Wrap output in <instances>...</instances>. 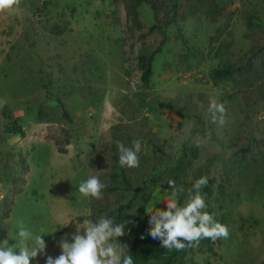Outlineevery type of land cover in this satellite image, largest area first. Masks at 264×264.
Returning <instances> with one entry per match:
<instances>
[{
    "label": "rangeland",
    "instance_id": "1",
    "mask_svg": "<svg viewBox=\"0 0 264 264\" xmlns=\"http://www.w3.org/2000/svg\"><path fill=\"white\" fill-rule=\"evenodd\" d=\"M224 2L216 23L199 16L181 25L205 54L197 68L183 61L177 28L166 29L148 88L136 69L140 33L121 1L113 6L110 0H19L14 10L0 12V205L11 203L4 221L10 245L18 239L20 220L33 233L51 237L31 264L58 257L59 242H71L76 225L111 219V210L124 201L119 194L84 198L77 189L92 175L109 186L117 142L131 147L133 140L141 150L139 166L126 167L131 183L152 186L153 179H163L148 211L166 210L167 171L196 151L189 187L208 178L211 196L205 202L224 217L228 236L214 245L216 255H194L195 264L264 260V101L247 107L233 87L208 77L217 65L211 38L215 48L230 44L225 59L231 61L264 46V0ZM140 15L146 32L152 12L142 6ZM160 39L157 33L145 38L150 49ZM212 98L225 107L223 124L212 122ZM158 102L175 109H159ZM9 115L22 125L23 137L6 133Z\"/></svg>",
    "mask_w": 264,
    "mask_h": 264
},
{
    "label": "trees",
    "instance_id": "2",
    "mask_svg": "<svg viewBox=\"0 0 264 264\" xmlns=\"http://www.w3.org/2000/svg\"><path fill=\"white\" fill-rule=\"evenodd\" d=\"M121 1L123 3L127 20L133 29L140 33L141 49L136 57V69L140 73V82L143 87L148 88L154 75V62L162 47L166 42V29L170 26L177 28V39L183 49L181 55L183 61L198 67L206 60L202 49L191 44L189 39L183 34L181 25L189 20L203 16L210 22L216 23L225 12L227 3L224 0H110V4L116 6ZM232 2V0H230ZM148 6L152 12L153 24L146 32L141 20L140 8ZM253 16L247 19V25L255 26ZM159 34L161 39L155 48H149L145 38L151 34ZM211 60L216 61L217 65L210 68L208 77L215 84L224 83L233 87L243 99L245 106L249 107L257 102L264 101V46H257L242 55L237 61L225 59L230 44H219L217 48L211 44ZM229 99V96H225ZM157 108L162 110L174 111V106L167 102H158ZM41 107L37 110V117L41 119ZM6 126V133L24 136L25 132L18 119H13L9 115ZM196 158V151L192 152V159L185 155L180 157L172 165L165 175V187H169L168 181H174L177 188H183L184 192L177 197L179 204H183L190 189L188 183V172ZM113 171L110 174L109 186H104L103 194H119L123 202L119 203L110 212V217L114 223H125V235L119 238L121 244H127L133 256L134 264H195L193 257L196 254H206V257L216 255L213 247L220 242L223 237L212 240L210 238L200 239L198 245L186 246L183 250H168L161 247L160 242L151 239L147 234L148 224V204L154 188L159 184V180L153 179L152 186L142 182L134 186L126 174V167H120L119 155L113 154ZM207 183L202 195L204 199L211 196V189ZM223 187H221L222 192ZM207 211L213 219L224 225V217L215 216L214 210L209 203L205 202ZM11 203L4 201L0 205V243L7 238V231L4 228V221L10 213ZM143 237V238H142ZM51 237H44L48 241ZM208 261V260H207ZM259 264H264V260Z\"/></svg>",
    "mask_w": 264,
    "mask_h": 264
},
{
    "label": "clouds",
    "instance_id": "3",
    "mask_svg": "<svg viewBox=\"0 0 264 264\" xmlns=\"http://www.w3.org/2000/svg\"><path fill=\"white\" fill-rule=\"evenodd\" d=\"M19 0H0V12H8L17 8ZM209 112L212 122L224 123L225 107L210 99ZM120 167L135 168L139 166L138 153L141 142L133 140L131 147L117 142ZM208 183L207 177L195 180L192 188L187 190L183 204L177 197L184 192L177 188L174 181H168L171 198L167 199L166 210L153 207L148 214V236L159 241L161 247L168 250H183L186 246L198 245L200 239L216 240L227 237L225 225L215 221L213 216L204 211L206 208L201 188ZM104 184L98 176L92 175L78 186L79 194L84 198H102ZM64 219V217H60ZM125 223H114L110 218L101 217L97 221L85 220L76 232L68 239H61L58 257L48 256L45 264H134L128 245L121 244L119 238L125 235ZM18 239L10 245L8 239L0 243V264H31V261L43 253L46 248L44 236L28 229L22 220L15 224ZM45 230L40 229L43 233ZM143 238V237H142Z\"/></svg>",
    "mask_w": 264,
    "mask_h": 264
}]
</instances>
